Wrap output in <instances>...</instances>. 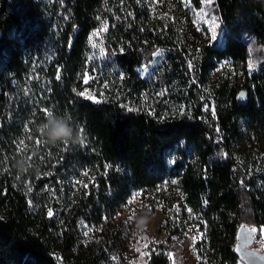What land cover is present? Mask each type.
Wrapping results in <instances>:
<instances>
[{"label": "trees", "instance_id": "1", "mask_svg": "<svg viewBox=\"0 0 264 264\" xmlns=\"http://www.w3.org/2000/svg\"><path fill=\"white\" fill-rule=\"evenodd\" d=\"M215 5L219 36L196 48L174 29L142 27L135 0H0V264H131L121 234H104L77 254L83 229L101 226L133 191L167 179L179 181L225 264L241 261L240 227H264V150L241 153L242 143L264 142V62L248 67L249 42L264 44V0ZM104 23L108 31L92 37ZM160 52L161 63L141 75ZM223 60L245 72L226 98L222 89L205 91ZM88 73L97 85L84 82ZM86 85L99 103L79 96ZM45 107L70 113L83 143L50 144L39 128ZM28 156L33 167L21 175L16 162ZM151 253L148 264H172L165 243Z\"/></svg>", "mask_w": 264, "mask_h": 264}, {"label": "rangeland", "instance_id": "2", "mask_svg": "<svg viewBox=\"0 0 264 264\" xmlns=\"http://www.w3.org/2000/svg\"><path fill=\"white\" fill-rule=\"evenodd\" d=\"M135 1L141 11L138 22L142 27L174 29L181 39L196 48H201L212 42L211 33L207 30V25L202 23L201 16L198 14L201 9L210 15L214 13L218 17L220 28V16L215 0L210 5L201 3L199 8L194 4V0H191L190 6L187 0ZM198 28L205 31L198 30ZM219 28L217 37L220 32ZM260 46H264V44L254 40L249 42V61L255 65L250 69L257 68L264 62V51L260 50ZM164 56L165 53L160 52L151 64H145L147 71L144 70L145 65L142 66L139 70L140 74H150L161 63ZM225 61L227 60L219 62L216 68L210 70L205 91L214 93L217 89H222L226 93L224 95L226 98L229 97L230 89L233 86L245 81V72L239 65L230 61L225 64ZM87 77L88 84L92 82L95 85L98 84L99 81H94V73H88ZM86 86L84 92L88 96L97 97L95 89L89 85ZM241 93L243 92H240L238 96ZM243 95L245 99L247 94L243 93ZM27 142L26 139L23 140V145L20 144V148H26ZM263 150L264 142L254 138L252 142L242 143L241 153L243 156H250ZM21 152L23 153V150ZM171 180L173 179L165 180L155 189L133 191L126 202L101 226L85 227L79 240L77 254L80 250H85L92 242H98L104 234L113 233L121 234L123 238L121 250L127 259L135 264H148L149 261V257L142 258L140 253L135 251L136 248H139L141 252H151L157 243H165L169 246V253L173 254L170 256L172 264H225L223 257L210 244L207 233L199 227L194 211L192 210L191 213L187 211L190 207L179 181L175 179L178 183L172 185ZM141 192L143 195L139 194ZM134 194L135 198L132 199ZM130 199L132 202L128 203ZM133 209L135 210L134 216H132ZM130 216H132L131 219H129ZM249 228L256 229L254 246L264 252V227L261 230L255 226H249ZM85 232L88 233L87 236L84 235ZM201 241H203L205 250V256L202 258L198 246ZM145 243L148 244L147 248L144 247ZM238 264L246 263L241 260Z\"/></svg>", "mask_w": 264, "mask_h": 264}, {"label": "snow or ice", "instance_id": "3", "mask_svg": "<svg viewBox=\"0 0 264 264\" xmlns=\"http://www.w3.org/2000/svg\"><path fill=\"white\" fill-rule=\"evenodd\" d=\"M187 3H188L189 6H190V5H191V0H187ZM201 3L209 4V5H210V4H213V3H214V0H201ZM198 14L201 16L202 23L207 25V30L210 31V33H211V35H210V39H211L212 41H215V40L217 39V29L219 28L218 17H217L214 13H212V14L210 15L208 12H205L203 9H201V10L199 11ZM97 19L99 20V17H97ZM198 30L205 31L204 29H199V28H198ZM107 31H108V25H107L106 23H104V24H102L100 27H97V28L93 29L90 35H91L92 37H100L102 33H106ZM145 43H147V42H145ZM94 46H95V45H94ZM120 52H121V53H124V52H125V49H124L123 47H121V48H120ZM113 54H115V53H113ZM154 54H155V55H159V53H154ZM100 55H101L102 57L107 56V52H106L105 48H103V47L100 48ZM225 64H227V61H225ZM254 66H255V65H253V63H252L251 61L248 62V67H249V68H252V67H254ZM193 67H194V65H193V61H192L191 59H189V60L187 61V68H188V69H193ZM144 70L147 71V65H145ZM56 79L59 80V79H60V76L57 75V76H56ZM87 79H88V77L86 76V77H85V83H87ZM121 79H123V75H121ZM194 82H195V81H194ZM25 94H27V92H26ZM158 95H161V96H162V95H164V93L161 92V93H158ZM241 95H243V93H241ZM79 96H80V97H84V98L89 99V100H95L97 103L100 102L99 100L96 99V97L88 96L85 92H80V93H79ZM199 99H200L201 101H203V100H204V97L201 96ZM120 107H121V108H126L129 112L136 111V109H133V108L129 107L128 105H121ZM204 109H205V111L208 110V106H207V104L204 105ZM41 111L44 113V115H45L46 117H47V116H50V115L52 114V111H51L49 108H47V107L42 108ZM212 111H213V113H214V112H215V109L213 108ZM152 114H155V113L153 112ZM29 131H30V129H29ZM80 131L83 132V128H81ZM217 131H219V129H217ZM40 132H41V134H43L42 131H40ZM40 143H41V140H40L39 138H37V139H36V144L39 145ZM81 143H83V141H82ZM20 144L23 145V141H20ZM64 146H65V148H67L68 144H64ZM22 150H23V149L20 148V147L17 148V151H18V152H19V151H22ZM49 155H51V153H49ZM224 156L227 157V156H228V153L225 152V153H224ZM40 159L43 160V157H41ZM28 160L31 162V161H32V156H28ZM105 167L107 168L108 166L105 165ZM4 171L7 172L8 169L5 168ZM49 174H50V173H49ZM83 175L87 176L88 173H87V172H84ZM18 178H19V177H17V179H18ZM38 179H39V177H38ZM161 179H163V178H161ZM77 183H80V182L77 181ZM170 183H171L172 185H176V184L178 183V181L175 180V179H173V180L170 181ZM82 186L84 187V189L87 190V188H88V185H87V184H83ZM139 194H140V195H143L142 192L139 193ZM134 198H135V194H134V196L132 197V199H134ZM132 199H130V200L128 201V203H131V202H132ZM31 203H32L31 200H29V204H31ZM205 203H207V201H205ZM177 209L179 210V206H178V205H177ZM187 211H188L189 213H191V212H192V209H191V208H188ZM47 214H48V216H52V215H53V212H52V209H51V208L48 209ZM134 215H135V210L133 209V210H132V216H134ZM132 216H130L129 219H131ZM3 219H4V217H3V216H0V220H3ZM106 219H107V217H105V220H106ZM251 231H252V232H255L256 229H251ZM84 235L87 236L88 233L85 232ZM153 242H155V241H153ZM144 247L147 248V247H148V244L145 243ZM135 251L138 252V253H140V256H141L142 258H143V257H150V256L152 255V253H151V252H148V251H143V252H141V250H140L139 248H136ZM166 255H168V256H172L173 254H172V253H166ZM111 259H112V260H116L117 257H116V256H113V257H111ZM131 264H135V262H131Z\"/></svg>", "mask_w": 264, "mask_h": 264}, {"label": "clouds", "instance_id": "4", "mask_svg": "<svg viewBox=\"0 0 264 264\" xmlns=\"http://www.w3.org/2000/svg\"><path fill=\"white\" fill-rule=\"evenodd\" d=\"M260 50L264 51V46H260ZM39 128L47 138V141L53 145L82 142V132L74 125L70 113H52L46 117ZM16 167L19 170V174L22 175L27 173L33 166L27 158L21 157L17 160ZM35 171L38 173L39 169L36 168Z\"/></svg>", "mask_w": 264, "mask_h": 264}, {"label": "water", "instance_id": "5", "mask_svg": "<svg viewBox=\"0 0 264 264\" xmlns=\"http://www.w3.org/2000/svg\"><path fill=\"white\" fill-rule=\"evenodd\" d=\"M244 100V95L239 96ZM255 233L249 226L242 225L238 231L236 251L242 261L246 264H264V252L255 246Z\"/></svg>", "mask_w": 264, "mask_h": 264}]
</instances>
